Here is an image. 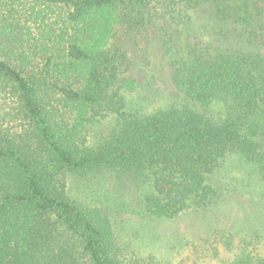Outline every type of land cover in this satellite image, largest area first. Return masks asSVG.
<instances>
[{
	"label": "trees",
	"instance_id": "obj_1",
	"mask_svg": "<svg viewBox=\"0 0 264 264\" xmlns=\"http://www.w3.org/2000/svg\"><path fill=\"white\" fill-rule=\"evenodd\" d=\"M38 1L62 15L59 42L48 46L46 36L40 55L12 47L0 23V84L32 133L24 140L0 131V264H129L113 251L110 227L67 195L64 171L150 178L145 211L159 219L211 206L209 178L232 154L264 174V0ZM118 27L155 30L177 104L147 116L124 111L111 87L126 52L106 40ZM103 111L120 119L118 129L96 149L75 147L77 122ZM218 237L234 249L233 238ZM237 240L232 264H264V232Z\"/></svg>",
	"mask_w": 264,
	"mask_h": 264
},
{
	"label": "rangeland",
	"instance_id": "obj_2",
	"mask_svg": "<svg viewBox=\"0 0 264 264\" xmlns=\"http://www.w3.org/2000/svg\"><path fill=\"white\" fill-rule=\"evenodd\" d=\"M59 16L58 7H48L38 0H0L1 27L9 31L12 47L28 46L39 55L44 52L46 36H52L48 46L59 42V38H53V33L59 34ZM155 33L151 27L138 33L120 31L118 27L106 38L108 43L117 40L119 48L122 41L126 52L122 74L119 63L111 91L121 90L127 114L147 116L179 101L170 80L169 56ZM34 61L40 64L41 58L35 56ZM72 113L70 119L74 121L77 112ZM101 114H88L81 124L77 122L72 137L75 147L96 149L118 129L120 119L115 114ZM0 131L24 140V136H32L17 97L3 84ZM62 176L67 195L110 227L113 251L125 263L232 264L237 239L253 231L264 232V174L238 154L230 155L210 176L209 182L217 191L211 206L200 212L184 211L173 219H159L145 211L146 198L154 194L150 178H136L107 168L79 174L64 171ZM219 235L235 240L232 251L222 247ZM81 261L88 262L85 257Z\"/></svg>",
	"mask_w": 264,
	"mask_h": 264
}]
</instances>
